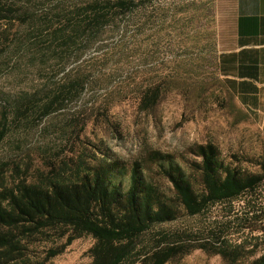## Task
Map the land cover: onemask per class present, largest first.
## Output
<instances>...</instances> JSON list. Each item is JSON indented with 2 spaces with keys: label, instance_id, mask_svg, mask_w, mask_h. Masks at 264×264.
Returning <instances> with one entry per match:
<instances>
[{
  "label": "rangeland",
  "instance_id": "rangeland-1",
  "mask_svg": "<svg viewBox=\"0 0 264 264\" xmlns=\"http://www.w3.org/2000/svg\"><path fill=\"white\" fill-rule=\"evenodd\" d=\"M28 5L36 22L43 14L53 17L59 6L68 12L72 9L70 0H32ZM31 33L32 26L0 20V111H9L8 133L0 143V189L14 185L20 177L37 181L60 168L70 175L74 160L83 153L94 157L90 163L112 157L130 166L141 160L151 167L146 170L148 178L169 194L173 193L172 183L158 171L160 166L151 158L155 152L170 155L192 175L199 158L191 149L201 143H215L227 164L257 170L264 163V131L259 120L237 101L220 73L216 0L141 2L137 12L123 16L120 26L113 23L106 28L101 34L104 46L93 47L77 57L78 61L68 63V69L76 67L74 77L86 74L89 86L80 98L49 115H40V105L56 92L61 76H57L55 59L42 62L39 36L33 42L34 50L29 48ZM162 77L169 85L165 95L154 107L141 109L138 90ZM33 92L38 104L17 117L10 104ZM66 160L72 164L61 167ZM253 201L257 205L264 202V184ZM243 204V199L218 204L212 214L204 216L180 212L177 219L144 235L142 245L151 247L162 233L186 242L213 216L222 217ZM61 232L25 234L21 242L25 259L43 264H90L94 237L85 234L66 244L68 234L61 237ZM228 237L235 245L245 241L238 261L232 264H253L264 253V231L232 228ZM64 244L60 254L50 256L52 249ZM230 263L219 254L197 248L167 264Z\"/></svg>",
  "mask_w": 264,
  "mask_h": 264
},
{
  "label": "trees",
  "instance_id": "trees-1",
  "mask_svg": "<svg viewBox=\"0 0 264 264\" xmlns=\"http://www.w3.org/2000/svg\"><path fill=\"white\" fill-rule=\"evenodd\" d=\"M31 1L0 0V20L32 26L29 48L34 50L33 42L39 36L42 62L55 59L58 63L61 82L40 105L43 116L80 98L89 86L86 74L74 77L76 67L68 69V63L78 61L77 57L93 47L104 46L101 34L106 28L113 23L120 26L123 16L137 12L145 0H70L69 12L59 6L53 17L43 14L40 22L34 19L28 5ZM85 43L89 45L83 49ZM168 86L164 77L145 83L138 90L139 107L146 110L157 105ZM36 104L38 97L33 92L18 97L10 106L18 117ZM0 112L1 143L8 133L9 111ZM191 150L199 158L192 167L197 179L170 155L155 152L151 156L160 166L158 171L172 183V194L148 178L146 170L151 167L141 160L130 166L112 157L90 163L94 157L85 153L74 160V173L70 175L60 168L41 175L37 181L20 177L14 185L0 189V264H43L25 259L22 239L25 234L55 230H62L61 237L68 234L66 244L85 234L92 235L95 243L90 250V264H167L197 248L236 263L245 241L233 244L229 231H264V202L253 203L254 194L264 184V163L257 170L227 164L213 142L196 144ZM71 164L72 160H66L60 166ZM242 199L241 209L232 205L222 217L213 216L186 242L162 233L151 247L142 245L144 235L159 224L177 219L180 212L204 216L212 214L215 205ZM66 244L52 249L50 256L60 254ZM253 264H264V253Z\"/></svg>",
  "mask_w": 264,
  "mask_h": 264
},
{
  "label": "crops",
  "instance_id": "crops-1",
  "mask_svg": "<svg viewBox=\"0 0 264 264\" xmlns=\"http://www.w3.org/2000/svg\"><path fill=\"white\" fill-rule=\"evenodd\" d=\"M220 73L264 131V0H216Z\"/></svg>",
  "mask_w": 264,
  "mask_h": 264
}]
</instances>
